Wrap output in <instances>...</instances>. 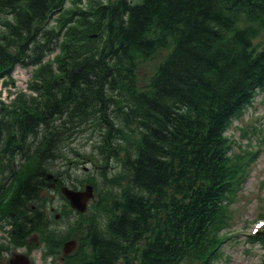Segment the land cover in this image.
Wrapping results in <instances>:
<instances>
[{
	"label": "trees",
	"instance_id": "16d2710c",
	"mask_svg": "<svg viewBox=\"0 0 264 264\" xmlns=\"http://www.w3.org/2000/svg\"><path fill=\"white\" fill-rule=\"evenodd\" d=\"M63 3L0 0V8L18 13L9 42L0 39V63L7 67L0 77L18 62L42 63L46 44L36 41L42 32L33 22L47 19ZM74 15L78 25L69 29L63 74L50 80L49 104L9 116L19 136L0 107V159L17 141L25 142L32 128H49L61 113L74 117L85 106L70 93V85L80 90L121 85L131 95L128 118L138 130L125 158L133 177L115 214L92 235L93 264L120 259L124 264H182L194 254L204 256L207 252L195 247L213 240L212 230L225 221L236 185L223 132L264 84V49H254L257 56L248 52L250 36L257 25L264 26V0H92ZM59 34L46 33L50 41ZM162 49L169 52L150 90L139 92L138 55Z\"/></svg>",
	"mask_w": 264,
	"mask_h": 264
},
{
	"label": "rangeland",
	"instance_id": "374dc122",
	"mask_svg": "<svg viewBox=\"0 0 264 264\" xmlns=\"http://www.w3.org/2000/svg\"><path fill=\"white\" fill-rule=\"evenodd\" d=\"M70 5H72V1L68 2V6ZM261 36L264 37V31ZM153 62L154 58L141 63L142 78L147 76ZM30 72V70L17 67L14 76L15 82L9 81L8 86H5V83L3 86L0 84V96L12 105L15 96L18 95L21 98L27 96ZM249 131H254V133H249ZM227 136L233 147L231 152L233 160L242 162L241 154H244L245 160H247L252 156L250 151L256 153L246 167L243 174L244 179L241 180L239 191L230 207L231 224L225 230L222 254L215 264H264V243L251 241V235L254 234L255 229L264 232V91H260L251 106L234 119L232 126L227 131ZM101 140L100 143L98 141L88 142L83 134H79L73 139L63 141L60 144L59 155L50 162L52 168L48 169V172L54 171L62 180L77 187L94 182L97 190L95 199L91 202V208L104 211L112 207L113 201L119 197L120 191L128 184L130 173L122 164V158L125 156L122 143H117V146H122L118 152H115L111 148V142L106 143ZM66 156L69 158L65 159ZM38 159L37 156H34L31 159L16 161L15 164L23 170L21 174L26 176L34 169L39 168L36 167L38 162L35 165V161ZM2 169L4 168L2 167ZM2 178L0 177V183L4 181ZM42 191L46 195L44 197L46 201H49V204L45 206L47 209L60 208L55 210L52 216L59 213L63 218L69 213L72 224L75 214L69 209L60 194L46 188H43ZM64 220L62 219L59 224L55 223V227L60 229L57 239L61 241L60 243L44 241L39 235H35L25 240L22 246H20L21 242L18 245H8L0 262L7 264L12 253L24 252L34 264H49L53 259L46 258V243L55 248L59 246V250L71 238H75L77 241L75 249H81L82 237L90 228L91 221L84 219L83 222V217H81V220L78 221L81 226L78 230L72 231L74 227L69 228ZM53 222H56V219H53ZM95 223H97V219ZM10 228L11 225L8 221H3L0 224V243L7 244L4 238L8 235ZM56 258L61 259V255Z\"/></svg>",
	"mask_w": 264,
	"mask_h": 264
},
{
	"label": "water",
	"instance_id": "95a60500",
	"mask_svg": "<svg viewBox=\"0 0 264 264\" xmlns=\"http://www.w3.org/2000/svg\"><path fill=\"white\" fill-rule=\"evenodd\" d=\"M63 191L66 193L68 197L72 199L73 205L75 207L84 210L86 206V202L89 196L91 195L92 187L88 186L86 192H74L67 190L66 188H63ZM13 264H29V261L24 257L16 256L13 259Z\"/></svg>",
	"mask_w": 264,
	"mask_h": 264
}]
</instances>
